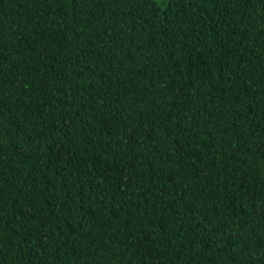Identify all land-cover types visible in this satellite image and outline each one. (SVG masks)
Wrapping results in <instances>:
<instances>
[{
    "label": "trees",
    "instance_id": "trees-1",
    "mask_svg": "<svg viewBox=\"0 0 264 264\" xmlns=\"http://www.w3.org/2000/svg\"><path fill=\"white\" fill-rule=\"evenodd\" d=\"M0 264H264V0H0Z\"/></svg>",
    "mask_w": 264,
    "mask_h": 264
}]
</instances>
